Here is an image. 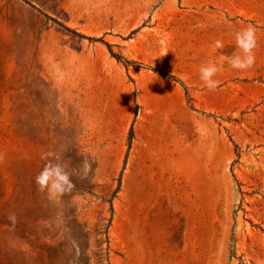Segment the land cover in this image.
<instances>
[{
    "label": "rangeland",
    "instance_id": "rangeland-1",
    "mask_svg": "<svg viewBox=\"0 0 264 264\" xmlns=\"http://www.w3.org/2000/svg\"><path fill=\"white\" fill-rule=\"evenodd\" d=\"M0 264H264V0H0Z\"/></svg>",
    "mask_w": 264,
    "mask_h": 264
},
{
    "label": "clouds",
    "instance_id": "clouds-1",
    "mask_svg": "<svg viewBox=\"0 0 264 264\" xmlns=\"http://www.w3.org/2000/svg\"><path fill=\"white\" fill-rule=\"evenodd\" d=\"M236 44L241 50L242 55H237L229 60L231 66L235 69H246L252 66L255 61V57L252 54V49L256 46L255 28L249 26L236 33ZM217 48L222 44L219 40L215 42ZM217 71L215 65H209L201 67L200 79L204 82V86L209 90H213L217 87L218 82L212 77ZM55 153L47 152L43 153L41 159L46 160L45 166L35 177V182L39 186L40 190L48 189L51 194H62L65 191H69L72 188V182L69 179V174L64 171L60 164H54L47 158L54 156ZM87 169V165H85ZM9 219L15 222V215H10Z\"/></svg>",
    "mask_w": 264,
    "mask_h": 264
}]
</instances>
